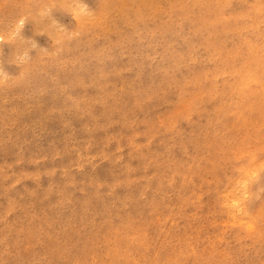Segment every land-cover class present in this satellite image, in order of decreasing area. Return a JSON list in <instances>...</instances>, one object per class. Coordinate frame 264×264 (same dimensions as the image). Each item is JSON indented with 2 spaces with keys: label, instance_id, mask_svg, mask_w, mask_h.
<instances>
[{
  "label": "rangeland",
  "instance_id": "obj_1",
  "mask_svg": "<svg viewBox=\"0 0 264 264\" xmlns=\"http://www.w3.org/2000/svg\"><path fill=\"white\" fill-rule=\"evenodd\" d=\"M0 264H264V0H0Z\"/></svg>",
  "mask_w": 264,
  "mask_h": 264
},
{
  "label": "bare ground",
  "instance_id": "obj_2",
  "mask_svg": "<svg viewBox=\"0 0 264 264\" xmlns=\"http://www.w3.org/2000/svg\"><path fill=\"white\" fill-rule=\"evenodd\" d=\"M138 16V15H137Z\"/></svg>",
  "mask_w": 264,
  "mask_h": 264
}]
</instances>
